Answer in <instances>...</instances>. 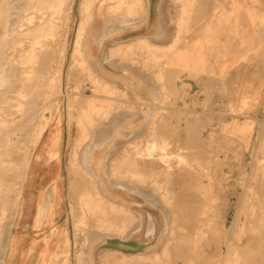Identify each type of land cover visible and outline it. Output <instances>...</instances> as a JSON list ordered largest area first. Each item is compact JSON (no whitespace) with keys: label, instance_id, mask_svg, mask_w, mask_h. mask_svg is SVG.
<instances>
[{"label":"crops","instance_id":"0c3cea01","mask_svg":"<svg viewBox=\"0 0 264 264\" xmlns=\"http://www.w3.org/2000/svg\"><path fill=\"white\" fill-rule=\"evenodd\" d=\"M120 2L127 9L112 13ZM92 16L83 52L100 93L79 94L75 119L62 109L35 148L0 264L158 256L169 209L148 185L153 163L139 152L155 142L179 146L181 113H195L197 100L244 97L258 74L244 59L264 41V0H99ZM82 174L101 197L91 212Z\"/></svg>","mask_w":264,"mask_h":264},{"label":"rangeland","instance_id":"374dc122","mask_svg":"<svg viewBox=\"0 0 264 264\" xmlns=\"http://www.w3.org/2000/svg\"><path fill=\"white\" fill-rule=\"evenodd\" d=\"M97 4L99 0H59L60 30L53 51L49 54L47 66L50 71L45 66L43 68V80L47 86L41 92L35 114H28L22 119L23 125L34 119L29 124L27 137L28 140L35 139V142L31 146L26 166L13 177L15 188L23 185L34 150L53 118L63 109L68 111L70 120H74L78 112V95L90 89L100 93L97 71L83 52L85 34L81 33L83 25L88 30ZM86 6H90V9ZM125 6L126 2L118 3V7L112 8V13L122 11ZM257 20V24L264 27L263 20ZM2 49L3 45L0 44ZM11 50L7 46L5 56L0 58V89L3 93L1 96L4 95L0 103H11L4 110L0 108V113L4 114H17L23 109L28 100V84L31 81V84H36L30 74H16L18 63L14 57L18 53ZM29 62L30 59H25L24 65H18L24 68ZM244 62L255 66L258 71L248 81L249 90L244 92L246 97L197 100L193 107L195 113H181V123L183 116L186 122L180 129L179 146L168 145L166 141L157 145L153 133L155 143L139 152L141 157L153 163V166L148 165V171L152 173L148 177V185L153 186L160 205L169 209L168 212L163 211L161 216L163 249L156 257L132 261L116 258L113 264H264V187L258 185H264V182L261 183L262 179L259 183L255 182L260 172L256 159L259 154L264 157L263 39L259 49L245 57ZM245 98L250 101V105L241 107ZM80 123L82 131V121ZM72 136H75V130ZM81 137L85 140L87 134L82 133ZM6 178L11 180L10 175ZM81 181L84 186L81 197L86 209L91 212L93 200L101 202V197L97 191L96 196L89 194L93 188L83 174ZM70 197L72 201L71 193ZM17 205H7L6 217L0 223V249L3 247L0 259L9 238L7 227ZM80 208L82 211L81 204ZM125 213L123 215L117 211V217H125ZM229 247L233 249L228 251ZM53 264H59V261Z\"/></svg>","mask_w":264,"mask_h":264},{"label":"bare ground","instance_id":"6f19581e","mask_svg":"<svg viewBox=\"0 0 264 264\" xmlns=\"http://www.w3.org/2000/svg\"><path fill=\"white\" fill-rule=\"evenodd\" d=\"M58 3L59 0H0V44L3 45V49L0 50V58L5 56V48L10 46L12 49L11 52L18 53L14 57V59H17L16 63L24 65L25 59H30V62L24 68L17 64L15 71L16 74H30L31 79L33 80L35 78L34 82L36 83L31 84V82H33L31 81L30 84H28V100L24 103L25 107L19 110L17 114L0 113V202L2 203H0L2 206V208H0V223L6 217L5 208L7 205L14 203L17 205L21 197L22 186L19 185V188H15V179L13 177L15 175L17 176L18 172L26 166L25 164L28 161L31 146L35 142V139L28 140L27 137L29 124L33 123L34 119H30L27 125L22 124V119L28 114H35L36 108L38 107V100L40 101L39 97L41 96V92H44V87L47 86L43 80L45 78L43 68L45 66L48 71H50L47 66L49 62V54L53 51L54 41L60 30V24H58V22H60L61 17L58 12ZM87 8L90 9V6ZM122 9L127 8L124 7ZM116 13L117 12H115V14ZM84 31L85 25L81 26V33ZM80 54L81 53H79V56ZM27 62L28 61L26 60V63ZM34 86L35 88H33ZM2 94L0 89V100L1 97L3 98L4 96H1ZM259 96L260 95H258V97ZM9 104L11 105V103ZM9 104L0 103V108L4 110L6 106H10ZM240 105L241 107H247L250 105V101L245 98ZM226 128L228 129V126H226ZM24 135H26L27 139L24 138ZM25 139L26 143H24ZM261 153L263 154V151ZM262 156L263 155L259 154V157L256 159V162L258 163L257 168L261 172H258V178H255V182L257 183H259V180L261 179V183L264 182V157ZM9 175L11 180L8 181L6 177ZM258 185L264 187V185H261L260 183ZM250 206L252 205L250 204ZM0 230H2L1 227ZM2 248L3 247H1L0 251L3 250ZM230 249L233 248L229 247L228 251Z\"/></svg>","mask_w":264,"mask_h":264}]
</instances>
